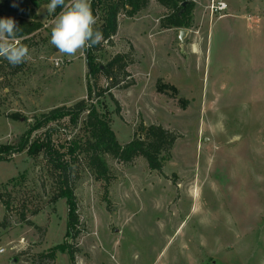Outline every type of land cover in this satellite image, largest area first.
Returning <instances> with one entry per match:
<instances>
[{"label":"rangeland","instance_id":"obj_1","mask_svg":"<svg viewBox=\"0 0 264 264\" xmlns=\"http://www.w3.org/2000/svg\"><path fill=\"white\" fill-rule=\"evenodd\" d=\"M193 1L189 28H162L169 11L150 0L132 17L122 11L113 43L93 50L103 67L118 53L132 60L126 81L135 83L112 89L119 104L103 92V72L89 77L86 50L68 57L50 43L55 17L35 9L42 27L29 36L32 59L12 66L0 57V143L18 145L42 113L81 99L109 119L121 144L142 122L179 138L162 172L142 155L126 163L106 154L107 182L80 153L71 175L76 239L67 237L68 205L56 200L59 172L44 152L0 161V264H41L51 249L55 260L43 264H72L57 248L67 243L77 264H262L264 0H224L223 16L212 13L213 0ZM21 15L0 9V18ZM159 83L174 89L159 91ZM85 117L76 126L68 117L51 122L31 140L49 129L58 146L84 142Z\"/></svg>","mask_w":264,"mask_h":264},{"label":"trees","instance_id":"obj_2","mask_svg":"<svg viewBox=\"0 0 264 264\" xmlns=\"http://www.w3.org/2000/svg\"><path fill=\"white\" fill-rule=\"evenodd\" d=\"M27 4L24 6L23 2ZM150 0H91L93 14L98 16L101 23L97 28L102 31L104 40L101 43H113V37L117 34L119 27V14L124 11L128 16L132 17L139 11L148 6ZM164 6L169 12L161 20V27L164 29L171 28H189L192 26L193 10L195 2L193 0H156ZM50 0H0V9L18 13L22 11V15L18 16L15 21L20 29L17 33L21 38V42L28 47L29 36L37 29L42 27V23L36 18L35 9L43 4H48ZM13 3L16 7H13ZM67 3V0H66ZM62 9L58 7L53 17H56ZM102 13L100 15L99 13ZM100 46L97 45L91 49H87V63L89 69V77L95 78L98 73L103 72L108 79V85L103 89V92L108 93L112 100L119 104L115 98L112 89L119 87L124 82L123 87H129L135 83L134 80L126 81V78L131 76L128 71L129 65L132 63L128 53H118L111 58L103 67L100 62H97V56L94 49ZM126 81V82H125ZM93 84H89V97L93 93ZM172 88L174 86L167 84H158V90L164 91V88ZM118 106V110H119ZM86 113L83 120L85 130L87 132L86 139L70 140L67 144L56 145L52 141L51 130H46L43 138H35L31 140L32 133L54 121H59L66 117L69 118V123L76 126L80 122L82 115ZM15 118H18V116ZM179 138V135L161 124L141 123L139 125L138 134L129 142L121 144L113 129L111 128L109 119L100 114L95 104L90 103L87 99H81L71 106L55 107L49 112L42 113L29 126L26 132L22 135L18 145L0 143V161H11L13 155L28 149V153L35 156L41 152L47 157L48 162L59 172V189L56 195V200L63 198L68 205V222H67V237L76 239L81 233L80 216L78 214V201L72 185V164L77 161L80 153L88 155V163L95 171L96 175L107 182L109 180L110 167L105 155H112L120 161L129 163L136 158L137 155H142L148 161L151 170L162 172L164 163L171 157V150ZM9 205V204H8ZM60 250H67L70 254L72 264H77L75 250L70 243L57 246ZM45 263V259L55 260L56 251L51 249L47 253L40 255Z\"/></svg>","mask_w":264,"mask_h":264},{"label":"clouds","instance_id":"obj_3","mask_svg":"<svg viewBox=\"0 0 264 264\" xmlns=\"http://www.w3.org/2000/svg\"><path fill=\"white\" fill-rule=\"evenodd\" d=\"M58 7L62 10L53 20L50 43L59 53L74 57L101 44L104 35L95 27L98 16L93 14L91 0H67V3L66 0H50L46 5L47 13H55ZM19 30L13 18H0V57L12 66L32 59L29 48L17 35Z\"/></svg>","mask_w":264,"mask_h":264},{"label":"built area","instance_id":"obj_4","mask_svg":"<svg viewBox=\"0 0 264 264\" xmlns=\"http://www.w3.org/2000/svg\"><path fill=\"white\" fill-rule=\"evenodd\" d=\"M227 2H225L224 0H220V1H215L213 0L211 5H210V9L212 11V13L218 12L221 16H223V11L227 9ZM57 65L62 64V61L60 62V60H57L56 62ZM4 249H0V252H3Z\"/></svg>","mask_w":264,"mask_h":264},{"label":"crops","instance_id":"obj_5","mask_svg":"<svg viewBox=\"0 0 264 264\" xmlns=\"http://www.w3.org/2000/svg\"><path fill=\"white\" fill-rule=\"evenodd\" d=\"M46 5L47 4H43V5H41L40 7H38V9H36V13L38 14V15H40L39 13V11H42L43 9H46ZM52 15V14H51ZM55 19V18H54Z\"/></svg>","mask_w":264,"mask_h":264}]
</instances>
